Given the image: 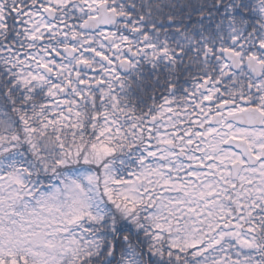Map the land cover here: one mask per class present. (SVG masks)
Masks as SVG:
<instances>
[{"label": "snow or ice", "instance_id": "6c2138e0", "mask_svg": "<svg viewBox=\"0 0 264 264\" xmlns=\"http://www.w3.org/2000/svg\"><path fill=\"white\" fill-rule=\"evenodd\" d=\"M0 264H264V0H0Z\"/></svg>", "mask_w": 264, "mask_h": 264}]
</instances>
